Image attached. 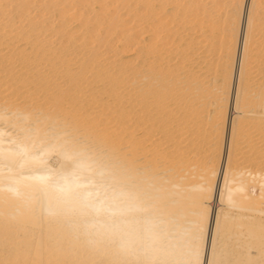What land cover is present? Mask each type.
<instances>
[{"label": "bare ground", "instance_id": "obj_1", "mask_svg": "<svg viewBox=\"0 0 264 264\" xmlns=\"http://www.w3.org/2000/svg\"><path fill=\"white\" fill-rule=\"evenodd\" d=\"M263 36L264 0H0V264H264Z\"/></svg>", "mask_w": 264, "mask_h": 264}, {"label": "rangeland", "instance_id": "obj_2", "mask_svg": "<svg viewBox=\"0 0 264 264\" xmlns=\"http://www.w3.org/2000/svg\"><path fill=\"white\" fill-rule=\"evenodd\" d=\"M263 37H264V36H263ZM263 37H262V39H263ZM262 39H261V40H262ZM261 40H260V42H261ZM262 41L264 42V40H262ZM263 42H261V44H260V43H259V44L262 45ZM258 47H259V48H258V49H259V54H262V53L264 52V49H263L264 47L261 46L263 50H261V47H260V46H258ZM259 54H257L258 57H257V55H255V58H254V59H260V58H262L263 61H264V57H262V56H264V53H263V55H260V56H259ZM259 57H260V58H259ZM254 59H252V60H254ZM262 59H261V60H262ZM261 60H260V61L257 60V61H258V63H260V64H259L260 67H261V65L263 66V69H262V68L258 69L259 66L257 67V69H258V71L260 70L259 72H264V62H263V64H261ZM254 63H255V62H254ZM258 63L253 64V65H257ZM254 68L256 69V67H254ZM254 68H253V70H254ZM257 69H256V70H257ZM261 70H262V71H261ZM258 71H256V72L259 73ZM256 80H257V78H256ZM254 82H256V81L254 80ZM257 83H258V81H257ZM257 83H255V84L253 85V88H254V86H256L255 88H257L259 85H260L259 88H261L262 82L259 81V83H258V84H257ZM260 83H261V84H260ZM255 88H254V89H255ZM254 89H253V90H254ZM257 89H258V88H257ZM257 89H256V91L259 92V90H257ZM260 91H261V90H260ZM254 93H255V90H254Z\"/></svg>", "mask_w": 264, "mask_h": 264}]
</instances>
